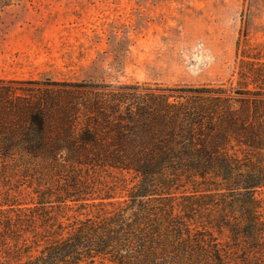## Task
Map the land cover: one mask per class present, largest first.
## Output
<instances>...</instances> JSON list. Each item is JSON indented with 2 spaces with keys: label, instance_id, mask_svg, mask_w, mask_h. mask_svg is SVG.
Returning <instances> with one entry per match:
<instances>
[{
  "label": "trees",
  "instance_id": "1",
  "mask_svg": "<svg viewBox=\"0 0 264 264\" xmlns=\"http://www.w3.org/2000/svg\"><path fill=\"white\" fill-rule=\"evenodd\" d=\"M257 57L236 87L0 80V162L39 166L32 207L0 206L16 214L0 217V237L41 242L17 264H264ZM107 171L122 179H95ZM71 205L94 212L65 224L56 211Z\"/></svg>",
  "mask_w": 264,
  "mask_h": 264
},
{
  "label": "rangeland",
  "instance_id": "2",
  "mask_svg": "<svg viewBox=\"0 0 264 264\" xmlns=\"http://www.w3.org/2000/svg\"><path fill=\"white\" fill-rule=\"evenodd\" d=\"M258 54L264 56V0H0L3 81L236 87L241 62ZM33 167L39 169L0 162V206L32 207ZM95 179L111 184L122 176L107 171ZM8 206L0 217L15 220ZM71 207L56 211L61 222L94 212ZM215 236L228 245L226 234ZM26 239L30 248L15 253L16 241ZM33 241L31 234L0 237V264L38 255L41 242Z\"/></svg>",
  "mask_w": 264,
  "mask_h": 264
}]
</instances>
